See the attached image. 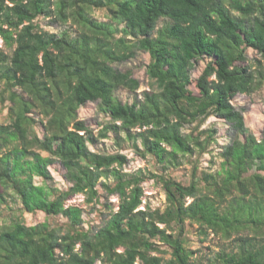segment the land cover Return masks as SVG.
I'll list each match as a JSON object with an SVG mask.
<instances>
[{
    "label": "trees",
    "instance_id": "16d2710c",
    "mask_svg": "<svg viewBox=\"0 0 264 264\" xmlns=\"http://www.w3.org/2000/svg\"><path fill=\"white\" fill-rule=\"evenodd\" d=\"M40 18L76 30L43 31ZM0 38V103H9L0 124V264H189L186 221L231 244L208 264H264V127L257 138L232 104L264 87V0H0ZM138 52L150 59L141 100L139 81L116 67ZM120 89L135 94L132 104L117 100ZM87 102L110 117L98 138L111 133L118 144L122 134L165 171L207 152L216 132L197 131L209 117L228 125L229 140L217 168L196 163L187 185L150 175L166 205L140 210L147 177L124 173V154L89 149L97 138L78 118ZM56 160L67 190L49 184ZM98 186L117 209L84 228L83 209L66 202L82 194L95 203ZM36 212L65 224L26 225L23 214ZM161 245L169 260L158 256Z\"/></svg>",
    "mask_w": 264,
    "mask_h": 264
},
{
    "label": "rangeland",
    "instance_id": "374dc122",
    "mask_svg": "<svg viewBox=\"0 0 264 264\" xmlns=\"http://www.w3.org/2000/svg\"><path fill=\"white\" fill-rule=\"evenodd\" d=\"M94 16L101 21H104L102 12H95ZM40 28L43 31H48L50 33H59L63 30H69L72 33L76 30L75 26H71L68 23L66 26L59 24H52L48 19H38L37 20ZM0 48H3L2 41L0 42ZM7 52L9 50H6ZM249 58H258L256 53L252 50H248ZM150 59L145 53L138 52L134 59L117 65L116 67L121 71H131L133 78L139 81V89L136 92L138 99H142V92L149 91L151 89V82L146 75V66L148 65ZM205 65V61H199L193 73V78H197L200 74L202 68ZM117 100L122 104H132L135 94L129 93L126 90H118L115 94ZM232 104L243 111V117L245 125L257 138L261 137V132L264 127V87L256 90L251 95L238 94L233 100ZM9 103H0V124L6 122V113ZM31 116L36 120V125L34 126V131L39 137L42 136V126L39 123L41 121V116L33 111ZM78 118L82 120L85 125L92 131L93 135L97 138V143L95 146L90 145L89 149L95 152H100L103 154H124L127 157V163L123 167V172L126 174H135L139 171L144 174L147 178L141 183L143 189V201L141 207L146 208L148 205L151 209L163 210L166 205V199L161 185L157 182L155 178H150V175L170 177L177 180L185 185H187L191 178L192 166L198 164L200 170L209 169L215 170L217 168L220 159L217 157L220 148L227 144L229 138V127L228 125L215 117H209L198 129L197 132L201 130H215L214 142L208 148L206 153L201 156L195 155L190 157L182 158L181 163L176 168H170L168 170H163L161 165H158L154 158L147 156L142 158L137 155L130 142L125 141L123 135L121 134L118 140V144L113 140V135L108 133V137L104 139L98 138L100 132L103 131L104 127L110 122V117L101 112L98 107L97 102H87L78 110ZM7 123V122H6ZM194 125H187L184 128L186 133L192 131ZM135 132V130H133ZM196 135V134H195ZM139 145V142L137 143ZM43 156H47L46 153H42ZM214 162V165H210V162ZM49 172L53 178L49 184L54 188L59 190H67L70 187V183L64 178L65 170L59 163V161H54L49 167ZM34 181L40 184V179L35 178ZM111 184V181L109 180ZM191 199L187 200V204ZM67 205L78 206L83 209V221L85 226H90L91 224L98 225L100 220L107 216L112 210L117 209L118 200L116 196L107 195V193L98 186V199L95 203L87 204L86 196L82 194L75 195L71 197L67 202ZM10 206L18 212L20 209V203L12 202ZM109 206V207H108ZM9 215L7 210L3 211V216ZM23 219L26 225L32 226L37 223H43L47 221L51 226L63 225L65 220L58 217H47L42 212H36L34 214L24 213ZM185 248L192 252L189 259V264H208L211 260L219 253L223 248L231 246L229 242H225L218 237L208 233L204 237L195 224H190L189 221L185 222ZM160 254L165 260L171 258L170 249L164 245L159 246ZM155 255L154 253H152Z\"/></svg>",
    "mask_w": 264,
    "mask_h": 264
},
{
    "label": "built area",
    "instance_id": "2783aa9c",
    "mask_svg": "<svg viewBox=\"0 0 264 264\" xmlns=\"http://www.w3.org/2000/svg\"><path fill=\"white\" fill-rule=\"evenodd\" d=\"M1 41H2V40H1V38H0V42H1ZM142 201H143V198H142ZM139 209H140V210H144L145 208H144V207H141V205H140Z\"/></svg>",
    "mask_w": 264,
    "mask_h": 264
}]
</instances>
